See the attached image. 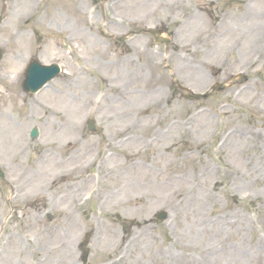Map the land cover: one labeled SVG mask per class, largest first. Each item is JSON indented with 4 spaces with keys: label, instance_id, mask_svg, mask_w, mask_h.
I'll list each match as a JSON object with an SVG mask.
<instances>
[{
    "label": "rangeland",
    "instance_id": "1",
    "mask_svg": "<svg viewBox=\"0 0 264 264\" xmlns=\"http://www.w3.org/2000/svg\"><path fill=\"white\" fill-rule=\"evenodd\" d=\"M0 14V264H264V0H0ZM34 57L72 76L27 94ZM239 71L247 83L205 100L179 88Z\"/></svg>",
    "mask_w": 264,
    "mask_h": 264
},
{
    "label": "water",
    "instance_id": "2",
    "mask_svg": "<svg viewBox=\"0 0 264 264\" xmlns=\"http://www.w3.org/2000/svg\"><path fill=\"white\" fill-rule=\"evenodd\" d=\"M0 50V59L2 57ZM57 66L46 67L42 66L37 61L32 62L27 69V78L23 84L27 90L36 91L39 89L43 83L51 79L58 73Z\"/></svg>",
    "mask_w": 264,
    "mask_h": 264
},
{
    "label": "bare ground",
    "instance_id": "3",
    "mask_svg": "<svg viewBox=\"0 0 264 264\" xmlns=\"http://www.w3.org/2000/svg\"><path fill=\"white\" fill-rule=\"evenodd\" d=\"M92 227L90 226V225H88L87 226V228H85L84 230H83V232H85V234H90L91 233V229Z\"/></svg>",
    "mask_w": 264,
    "mask_h": 264
}]
</instances>
